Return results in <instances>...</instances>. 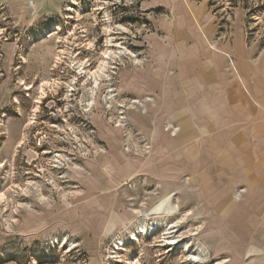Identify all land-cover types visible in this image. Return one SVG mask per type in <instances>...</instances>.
I'll use <instances>...</instances> for the list:
<instances>
[{
  "label": "rangeland",
  "instance_id": "1",
  "mask_svg": "<svg viewBox=\"0 0 264 264\" xmlns=\"http://www.w3.org/2000/svg\"><path fill=\"white\" fill-rule=\"evenodd\" d=\"M230 49L264 71V0H0V264H264Z\"/></svg>",
  "mask_w": 264,
  "mask_h": 264
},
{
  "label": "crops",
  "instance_id": "2",
  "mask_svg": "<svg viewBox=\"0 0 264 264\" xmlns=\"http://www.w3.org/2000/svg\"><path fill=\"white\" fill-rule=\"evenodd\" d=\"M196 30V29H195ZM190 42H182L180 44H174V48L176 50L175 54L178 55V59H183V56L181 55V51L183 49V46L189 45L191 50H194V58L197 57V54L201 53V49H205L203 45L204 42L200 39L191 40ZM201 48V49H200ZM210 48V46H209ZM212 49V48H211ZM217 50V49H216ZM231 55L234 57V60L236 61L237 65L239 66V72L241 76V83L244 90H239L237 88V77L232 73L229 75L230 81H229V106H230V114L231 118H233V121H235V125L237 121L241 122V125L244 126L243 128V134L245 135L244 139L247 141H250L251 138H255L257 141V144L260 145V142L264 141V71H261L258 74V71L256 69H253L252 67H248L246 58L241 59L240 54H237L236 52L229 50ZM208 55V53H205ZM221 57L222 54H218ZM224 59V58H223ZM225 61V60H224ZM232 63V62H231ZM226 63L223 62L224 69L225 66H228ZM209 66L212 67L210 72H208L209 75V81H213L216 73V67L217 63L216 61L212 60L210 61ZM193 67V66H192ZM216 69V70H215ZM189 73H184L181 69L178 70L176 73V80L178 81L180 86L184 85V82L186 83V80L184 81V75H187L190 78V80L187 81V90L193 91V89H197V86H199V83L201 80L199 79V76L197 74V70L192 68V71L189 70ZM225 71V70H224ZM225 72H228L226 69ZM166 78L168 77L164 72L161 70H150L149 71V77L155 78V81L161 82L163 79V76ZM211 79V80H210ZM165 80V79H163ZM183 84V85H182ZM189 87V89H188ZM186 88V87H185ZM257 147V146H256ZM260 148V146H259ZM256 149V148H255ZM252 158L250 160V163L247 162L249 165H257L259 167H262L264 163V155L258 154L257 151H254V154L251 155ZM257 172V173H256ZM255 173L259 176H256L257 178L262 179L263 177V171L261 169L255 170ZM261 174V175H260ZM264 205V203H261ZM257 216H259L260 222H262V229L264 227V208H260V211L256 213ZM262 236H264V229L262 231Z\"/></svg>",
  "mask_w": 264,
  "mask_h": 264
},
{
  "label": "bare ground",
  "instance_id": "3",
  "mask_svg": "<svg viewBox=\"0 0 264 264\" xmlns=\"http://www.w3.org/2000/svg\"><path fill=\"white\" fill-rule=\"evenodd\" d=\"M56 28H58V26L57 25H53V29H56ZM110 51H106V52H104V60H103V64H102V68H104V65L107 63V60H105V59H107V57L110 55ZM80 73V72H79ZM43 90V89H42ZM139 114V113H138ZM120 125V124H119ZM121 126V125H120ZM0 166H2V165H0ZM163 226H168V225H163L162 224V221H156V222H152L151 224H149L148 226H144L143 224H140L138 227H137V230L138 231H134L133 233H131L132 234V236H133V239H136L137 238V235H142V234H145V235H147V234H154L155 233V231L158 229V228H163ZM165 227V228H166ZM132 238V237H131ZM167 243H169V244H175V243H177V240H173L172 238H171V240H167ZM189 243H188V241H184V242H179V247H181V248H183V249H186V250H188V252H189ZM196 249H197V252H198V254L197 253H191V254H189V257H190V259L191 260H193L192 261V264H198L197 262H198V260L200 259V257H201V250L198 248V247H196ZM190 253V252H189ZM193 257H196V259H193Z\"/></svg>",
  "mask_w": 264,
  "mask_h": 264
},
{
  "label": "snow or ice",
  "instance_id": "4",
  "mask_svg": "<svg viewBox=\"0 0 264 264\" xmlns=\"http://www.w3.org/2000/svg\"><path fill=\"white\" fill-rule=\"evenodd\" d=\"M193 259H196V257H193Z\"/></svg>",
  "mask_w": 264,
  "mask_h": 264
}]
</instances>
